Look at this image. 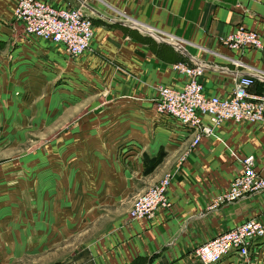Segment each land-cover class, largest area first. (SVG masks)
Returning <instances> with one entry per match:
<instances>
[{
  "label": "crops",
  "instance_id": "0c3cea01",
  "mask_svg": "<svg viewBox=\"0 0 264 264\" xmlns=\"http://www.w3.org/2000/svg\"><path fill=\"white\" fill-rule=\"evenodd\" d=\"M46 1L81 7L91 18L92 47L81 55L79 68L100 65L117 80L119 97L110 104L117 113L106 126L107 136L93 115L73 140L94 143L105 137L119 151L87 156L80 146L79 181L53 185L52 192L61 193L49 198V264L76 254L73 264H200L193 254L197 246L250 218L264 220V194L209 207L241 172L244 157L254 156L264 175V121H227L192 147V136L178 120L155 108L159 86L181 88L189 79L174 69L178 62L205 64L201 80L208 95L230 96L247 71L264 77V48L235 50L220 39L240 24L264 38V0ZM14 3L0 0V22L10 24ZM42 40L14 34L0 39V92L7 80L18 87L22 79L36 78ZM253 89L264 92V79ZM166 174L172 175V206L151 219H131L133 199ZM0 238V264H22V251L5 247V234ZM235 257L215 264H234Z\"/></svg>",
  "mask_w": 264,
  "mask_h": 264
},
{
  "label": "rangeland",
  "instance_id": "374dc122",
  "mask_svg": "<svg viewBox=\"0 0 264 264\" xmlns=\"http://www.w3.org/2000/svg\"><path fill=\"white\" fill-rule=\"evenodd\" d=\"M8 22H3L0 39L11 34L37 38L26 34L13 18ZM43 42L36 78L22 79L18 87L7 80L0 92V212L5 220L0 234L6 235L5 247L22 251V264H49V198L61 193L52 192L53 185L79 181L80 146L87 156L119 151L117 143L105 137L94 143L73 141L93 115L100 121L101 134L110 133L106 126L117 113L110 106L119 100L117 80L108 78L100 65L81 70L83 56L71 57L57 44ZM119 115L126 117V111ZM231 263L264 264V242L249 257H235Z\"/></svg>",
  "mask_w": 264,
  "mask_h": 264
},
{
  "label": "built area",
  "instance_id": "2783aa9c",
  "mask_svg": "<svg viewBox=\"0 0 264 264\" xmlns=\"http://www.w3.org/2000/svg\"><path fill=\"white\" fill-rule=\"evenodd\" d=\"M12 17L26 34L60 45L71 57H78L91 48L93 24L81 7L56 6L46 0H15ZM220 39L235 50L264 48L263 36L244 24ZM235 64L243 66L240 60ZM205 68V64L196 62L174 64V69L189 79L181 88L159 86L155 102L159 114L174 117L192 136V147L199 146L205 136L214 134L216 128L227 121H264V92L257 93L253 89L263 76L245 72L237 79L232 94L222 97L206 93L201 80ZM171 181L172 175L166 174L139 194L130 210V218L151 219L160 208L169 209L172 206ZM255 194H264V175L250 155L242 159L241 172L233 178L229 188L216 195L209 207L218 208ZM263 238L264 220L250 218L197 246L193 254L200 264H215L230 254L246 258Z\"/></svg>",
  "mask_w": 264,
  "mask_h": 264
},
{
  "label": "trees",
  "instance_id": "16d2710c",
  "mask_svg": "<svg viewBox=\"0 0 264 264\" xmlns=\"http://www.w3.org/2000/svg\"><path fill=\"white\" fill-rule=\"evenodd\" d=\"M79 256H80V254H78V255L76 254L73 257H71L69 260H66V261L60 262V263H56V264H73L78 259Z\"/></svg>",
  "mask_w": 264,
  "mask_h": 264
}]
</instances>
